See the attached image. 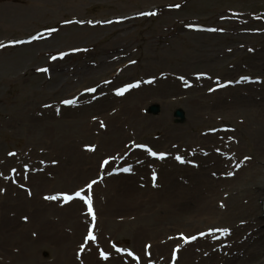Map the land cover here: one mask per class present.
<instances>
[{
    "label": "rangeland",
    "instance_id": "obj_1",
    "mask_svg": "<svg viewBox=\"0 0 264 264\" xmlns=\"http://www.w3.org/2000/svg\"><path fill=\"white\" fill-rule=\"evenodd\" d=\"M262 10L264 0H0V45H3L0 47V217L6 215L16 219L20 216L18 214L30 209L27 206L21 210L4 206L16 196L12 187L15 189L20 185L32 199L33 187L29 180L38 175L55 180L54 176L58 177L63 172L59 173L61 168L58 166L62 160L58 153L63 148L60 140L65 130L54 126V132H50L45 128L47 117H66L71 115L68 110H75L76 114L88 111L81 115L84 129L72 132V141L75 139L78 143L77 150L85 153L100 144L103 132H106L101 128L102 122L112 117L110 110L133 103L134 107L138 105L136 115L148 117L149 121L128 140L133 137L132 140H136L134 145L146 146L139 148L165 153L169 155L166 159L178 163L181 161L174 157L175 148L171 143H176V136H180L176 131L180 133L183 125L187 129L184 134L191 137L205 136V131H211L213 126V131L219 129L217 134L227 132L232 139L240 136L237 150L240 154L237 156L241 160L248 155L260 158L258 166L253 165L256 169L253 177L239 182V191H242L240 194L244 199L242 204L247 203L248 212L255 210L257 220L261 216L264 218V150L258 155L257 148V143L264 148V140H257L254 126L261 125L264 117L253 120V117H244L240 113H226L220 109L216 97H210L204 104L194 103V117H198V121L192 122L190 104L179 102L183 98L192 99L193 96L184 91L191 85L198 86L207 94L241 85L246 86V89H240L245 93L260 86L261 83L256 81L257 78L264 79V20L259 23L254 16ZM253 84V88H247ZM128 85L132 87L128 88ZM170 85H175L176 91ZM118 87L127 88L125 93L129 92L125 104L111 100L103 110L110 93ZM100 95L106 96L100 98ZM143 95L147 96L144 98ZM225 95L232 98L229 92ZM68 100L73 103H64ZM99 106H103L101 110L95 109ZM151 106L157 107L159 112L151 113ZM177 111L184 112V119L176 116ZM122 114L125 113H121L115 123L122 121ZM127 117L131 120L130 116ZM36 119L39 120L34 121ZM31 127L43 130L45 135L39 139ZM194 143L197 144V140ZM221 143L217 142L215 146L222 147ZM202 144L208 148L212 143ZM114 152V149L108 150L100 145L96 152L95 173L89 175L84 166L78 171L73 169L70 174L66 170L62 174L67 184L52 183L54 188H48L52 190L50 193L56 189L76 190L93 178L98 179L100 158ZM138 154L144 155L143 152ZM218 155L203 149L194 160L213 162L227 159L234 165H241L232 153L227 157L222 153ZM150 156L155 160L161 159ZM112 165L105 164L104 169L112 171ZM241 168L246 167L242 165ZM150 171L158 173V169L147 166L148 181L156 178L153 173L149 175ZM80 176L84 177L78 179ZM134 178L137 188L147 189L138 185L139 178ZM228 187L233 189L237 186ZM250 190L262 193L258 196V210L254 206L256 195H249ZM45 192L40 190L38 196ZM219 192L220 196L227 194L225 189ZM110 196L113 197L109 190L97 189L94 220L87 214L77 215L86 225L79 233V241L91 240L84 237L91 232L88 225L102 228L109 222H122L125 217L120 216L131 215L132 218H126L139 220V224L149 225L142 218L150 219V229H144L143 233L139 230L137 234L142 235L137 241L129 234L111 231L105 238L109 241L106 249L118 243L128 254L133 253L130 247L137 249L139 240L141 245L145 240L149 242L148 247L163 242L158 191L136 193V202L142 207L137 209L124 205L112 210V215L108 216ZM81 207L85 210V206ZM167 224L174 233V226ZM70 226L72 230L73 226ZM259 227L257 233L262 229L261 225ZM168 245L172 251L175 242ZM16 246L21 245L17 243ZM229 247L223 250V259L227 253L230 255L226 259L233 256L244 258L242 253L236 252L239 247ZM37 257L41 263L53 264L54 249L46 246L38 251ZM197 260L201 261L200 255ZM261 262H264V254L254 259L252 264ZM0 264H8L1 250Z\"/></svg>",
    "mask_w": 264,
    "mask_h": 264
},
{
    "label": "bare ground",
    "instance_id": "obj_2",
    "mask_svg": "<svg viewBox=\"0 0 264 264\" xmlns=\"http://www.w3.org/2000/svg\"><path fill=\"white\" fill-rule=\"evenodd\" d=\"M251 59H254V57ZM253 61L251 60V62ZM260 83V86L256 87V89H259L258 91L255 89L244 93L240 89L243 88L244 90L246 86L241 85L238 87H228L213 94H207V92L201 91L198 86L191 85L190 88L184 91L189 93L188 96H193L192 99L183 98L179 102L190 104L191 110L189 111V116L192 122L198 121V117H194L196 115L194 103L204 104L205 100L210 97H216L215 100L218 103L220 102V109L226 113L232 114L236 112L244 115V117L246 115L250 118L253 117V120H255L259 119L260 116L264 117V79ZM253 87L254 84L247 88ZM170 88L173 91L177 89L175 85H170ZM226 92H229L232 98L226 96ZM256 92L257 94H255ZM128 95L129 93L114 97L113 100H120L125 104ZM146 96L143 95L144 98ZM141 99L142 97L139 102ZM109 104H111V101L107 100V104L103 105L104 107L99 106L95 109L101 110L103 107L104 110ZM137 106L134 107L133 103L119 105L115 114L108 119L109 126H107L106 132L103 133L101 141L105 149H114L115 151L128 150L130 147L128 137L136 134L140 130L138 128L149 121L148 117L136 115ZM67 112L71 115L66 117L58 116L60 119L47 117L48 124L45 126L50 132H54V126H57V128L64 127L65 130L64 136L60 140L63 148L59 149L60 153H58L62 160V164L58 166L61 168L59 173L67 170V173L70 174L73 169L77 168L76 171H78L84 166L89 171L88 174L91 175L96 171V154H85L78 151L76 147L78 143L75 139L72 141L74 137L72 132L84 129L81 115H84L88 111L79 112V114H76L77 111L75 110H68ZM121 113L130 116L131 120H128L129 117H125V114H122V121L115 123L114 120L118 116L120 117ZM242 119H240L241 122ZM35 125L36 127H41L38 124ZM254 126L257 129V131L254 130L255 133H258L257 140L263 141L264 119L262 118L261 125L254 124ZM214 127H211V129ZM186 130V127L183 125L180 128V133L176 131V134L180 135L176 136L178 137L176 143H171L176 148L177 155L185 157V162L176 164L172 160H165L161 165V175L158 177L156 191L160 194L159 216L161 217V238L163 242L150 247L152 253L148 256L149 253L148 251L145 252L144 248L149 245V242H145V240L141 245L139 240L136 244L137 258L135 257V259L126 261L124 264H150L151 260H155L157 264H203V262H205L204 264H208L209 262L212 264H252L254 259L264 254V237H260L262 232H264V218L261 216L257 220L255 210L250 209L248 212L249 207L245 206L247 203L242 204L244 199H242L243 195L240 194L242 191H239L241 185L239 182L246 180L248 177H253L256 172L254 166H258L260 158L255 155H248L247 159L241 160V157L237 156V154H240L237 151L240 136L233 137L232 139V135H229V133L217 134L215 132L214 134H209V131L207 132V136L191 137L189 134H184ZM31 131L39 136V139L45 135L43 130L35 127H31ZM254 135L252 134L251 136ZM196 140L197 144L194 143ZM210 141L212 144H210L208 149H211V152H218L215 143L222 141V147L218 153L221 152L225 157L232 153V155L237 156L241 161V165H234L227 159L215 160L212 163L198 161V164L195 161H190L194 154L199 149H202V143L209 144ZM257 148H259L258 155H261L264 148L258 143ZM187 152L192 155L186 157ZM76 153L77 155H75ZM242 165L246 168L242 169ZM62 173L58 177H54L56 181L46 176L42 177V175L29 180L31 188L33 187L34 195L32 199H30V193L20 188V185L15 189L12 187V190H16L14 191V195L16 196L14 200L10 199L7 203H4V206L6 208L10 206L16 207L19 210L27 206L30 209L18 214V216H21V223H16L18 217L16 219L12 217L10 219L6 215L0 217V250L4 253L5 261L8 264H47L48 262L41 263L37 257L38 251L46 248V246L54 249L53 264H107V262L103 263L94 252V248L98 247L99 242L103 244V237L105 235L111 231H116L129 234L137 241L138 237L142 235L137 234L139 230H142L143 233L144 229H150L151 224L148 218L142 219H144L145 223H149V225L139 224V220L131 221L126 218H132L131 215L120 216L125 217L122 222L118 221V223L112 224L109 222L108 226L102 225V228L95 233L96 240L94 241L98 243H81L79 241L81 237L79 233L83 226H86L81 222L80 217L77 218V215L80 216L83 211L81 203L74 201L68 205H60L54 200L46 199L52 191L48 188H54L52 183L67 184ZM82 177L84 176H80L78 179ZM119 179L112 177L107 180L108 186L105 190L107 192L109 190L110 195L112 193L113 196H110L108 200V216L112 215V210L121 208L124 205L132 208L136 207L137 209L142 207V204H137L135 194L155 190L151 187L147 189L137 188L134 184L135 178L133 175L121 176ZM232 185H236L237 187L229 189L228 186ZM223 189H225L227 194L220 196L222 194L219 190ZM40 190L46 191V197L43 199H39L43 195L41 193L38 196ZM54 191L62 192L63 194L70 190L56 189ZM253 194L256 195L254 206L258 210V196L262 193L258 192L256 194V192L250 190L249 195ZM167 222L175 226L174 233L170 230L171 226ZM259 222L262 229L257 233L258 230L256 228ZM70 224L73 226V231L69 228L71 227ZM222 229H229V232L225 233ZM196 233H198V236H195ZM175 234L181 237H177ZM170 235L174 237H170ZM185 236L190 239V244L186 246L177 239H183ZM192 237L195 238L191 239ZM171 238L172 241L181 246L180 252L174 255L172 259L170 255L173 249L171 252L169 249L170 245H168L169 242L172 243L168 240ZM186 241L188 242V240ZM250 241L255 243H250ZM17 243L21 246H16ZM227 244H230L231 247H239L236 252L242 253L244 258L239 259L241 257L233 256V258L226 259L230 255V253H227L224 261H221L224 257L222 254L223 250L227 248ZM81 250L83 251L82 253ZM195 252L198 255H194ZM199 253L203 255L201 261L197 260L200 255ZM168 256L170 257L168 258ZM263 263L261 262L260 264Z\"/></svg>",
    "mask_w": 264,
    "mask_h": 264
},
{
    "label": "snow or ice",
    "instance_id": "obj_3",
    "mask_svg": "<svg viewBox=\"0 0 264 264\" xmlns=\"http://www.w3.org/2000/svg\"><path fill=\"white\" fill-rule=\"evenodd\" d=\"M2 46L3 45H0V47H2ZM42 71H45L46 72L47 69H43ZM242 79H245L246 80V79H249V78L248 77H243ZM127 87L130 88V87H132V85H128ZM126 90H127V88H125V89H118V94H122ZM91 91H94V90H91ZM64 103L71 104V103H73V101L68 100V101H64ZM139 147H146V146L139 145ZM148 151H149L150 155H152V156H159L161 159L164 158V156L166 155L165 153H156V152L152 151L151 149H148ZM177 159H182V158L181 157H177ZM105 163H107V161H105ZM125 171H128V169H125ZM94 183H96V181H92L91 183H89L87 185V188L88 189H91L92 184H94ZM59 198H60L59 196H48V197H46V199H48V200H56V199H59ZM63 198H64L65 201H71L74 198L81 199L82 201H84L87 204L88 211L93 216V220L95 219V213H94V211L92 209V198L89 195H85L83 189H80V190L76 191L74 194H66L65 193V194H63ZM222 231H224L225 233H227V232H229V229H222ZM194 238L195 237H192L191 239H194ZM89 239H95V236L92 235L91 232H89ZM186 239H188V238H186ZM101 255H103L105 257V259L107 258V254L106 253H101ZM129 255H133V253L129 252Z\"/></svg>",
    "mask_w": 264,
    "mask_h": 264
},
{
    "label": "water",
    "instance_id": "obj_4",
    "mask_svg": "<svg viewBox=\"0 0 264 264\" xmlns=\"http://www.w3.org/2000/svg\"><path fill=\"white\" fill-rule=\"evenodd\" d=\"M152 110H153V111H157L155 108H152ZM177 114H179V113H177Z\"/></svg>",
    "mask_w": 264,
    "mask_h": 264
}]
</instances>
